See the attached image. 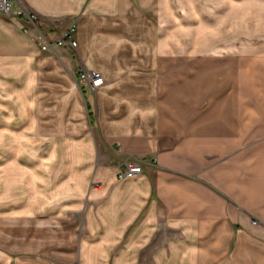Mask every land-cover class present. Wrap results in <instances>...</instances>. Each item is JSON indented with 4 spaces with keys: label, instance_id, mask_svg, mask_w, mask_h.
I'll list each match as a JSON object with an SVG mask.
<instances>
[{
    "label": "crops",
    "instance_id": "crops-1",
    "mask_svg": "<svg viewBox=\"0 0 264 264\" xmlns=\"http://www.w3.org/2000/svg\"><path fill=\"white\" fill-rule=\"evenodd\" d=\"M180 4L13 0L0 11V145L3 126H66L70 168L44 186L55 205L39 221L80 212L77 246L54 249L70 264H264V54L197 56L181 36L206 12ZM25 12L51 40L76 21V57L43 48ZM79 67L101 73L96 92L78 86ZM127 157L142 171L119 179ZM41 254L18 259L63 264Z\"/></svg>",
    "mask_w": 264,
    "mask_h": 264
},
{
    "label": "rangeland",
    "instance_id": "rangeland-1",
    "mask_svg": "<svg viewBox=\"0 0 264 264\" xmlns=\"http://www.w3.org/2000/svg\"><path fill=\"white\" fill-rule=\"evenodd\" d=\"M180 1L179 11L185 16L187 7L182 4L183 0ZM196 10L205 11L206 18H196L195 29L190 35L181 36V44L195 45L197 56L264 54V0H196ZM180 21L183 26L182 23L194 20L185 18ZM77 51L70 53L76 57ZM185 53L181 51V55ZM6 88L8 84L4 85L5 99L10 97ZM59 121L58 117L51 116L52 126H32L33 135L27 131L21 134L23 126H3L0 145V264H25L18 256L44 252L51 254L52 261L71 263V257L62 258L54 249L61 245L77 246L81 233L80 212L69 213L71 216L65 219L56 218V226L39 221L54 204L48 203L43 196L44 186L51 189L70 168L58 150L60 134L66 127L53 126ZM18 131L20 136L15 134ZM252 222L257 220L252 218ZM55 230H62L61 235ZM30 261L28 264L40 263L32 257Z\"/></svg>",
    "mask_w": 264,
    "mask_h": 264
},
{
    "label": "built area",
    "instance_id": "built-area-1",
    "mask_svg": "<svg viewBox=\"0 0 264 264\" xmlns=\"http://www.w3.org/2000/svg\"><path fill=\"white\" fill-rule=\"evenodd\" d=\"M13 0H0V11L5 14L13 13ZM29 22L36 29L35 37L43 48H53L54 46L65 47L70 52H75L78 49V40L76 38L77 22L73 21L66 30L60 33L54 39H50L42 33L39 24V15L35 12H25ZM29 31V29H26ZM77 84L80 88H86L91 92H96L97 89L104 83L103 76L97 70L79 67L77 69ZM142 161L136 158L127 157L124 160L125 169H121L118 173L119 179L134 176L142 171Z\"/></svg>",
    "mask_w": 264,
    "mask_h": 264
}]
</instances>
